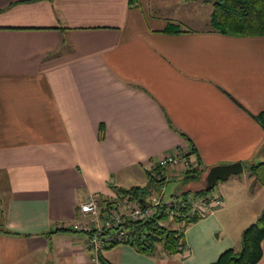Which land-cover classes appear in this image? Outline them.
<instances>
[{
  "label": "crops",
  "instance_id": "crops-1",
  "mask_svg": "<svg viewBox=\"0 0 264 264\" xmlns=\"http://www.w3.org/2000/svg\"><path fill=\"white\" fill-rule=\"evenodd\" d=\"M213 1L0 0V264H100L72 227L79 203L135 185L153 195L147 162L178 150L204 168L185 184L182 165L162 168L160 183L181 191L204 187L209 166L242 163L218 186L223 204L183 226L176 253L128 241L99 253L209 264L240 247L264 209L248 169L264 160V34L215 30Z\"/></svg>",
  "mask_w": 264,
  "mask_h": 264
},
{
  "label": "trees",
  "instance_id": "trees-1",
  "mask_svg": "<svg viewBox=\"0 0 264 264\" xmlns=\"http://www.w3.org/2000/svg\"><path fill=\"white\" fill-rule=\"evenodd\" d=\"M210 20L214 29L223 33L234 35L264 34V0H214ZM177 30L179 29H175L171 24L166 29V31ZM254 117L264 126V111H260ZM189 164L184 170L183 184L195 179L204 170V168L192 167ZM248 169L255 176L256 181L264 182V160L248 165ZM149 179L151 185L161 182V179L155 176L149 175ZM148 192L149 190L145 187L138 185L118 189V193H128L135 198L146 197L149 194ZM190 194L195 196L208 195V190L202 187L192 192L185 188L181 191V195H175L171 198L172 204L174 202L180 203L175 217L181 223V229L170 228L163 223L168 219L167 209L169 204L161 201L159 205L155 206L149 217L125 222L130 237L123 241L130 242L137 250L144 253L152 252L157 244H161L169 253L181 251L183 226L199 218L196 214H191L190 205L187 202V196ZM263 238L264 209L253 222L243 229L240 247H229L223 250L209 264H255L262 254L261 242ZM119 241L122 240L113 239L105 247H110ZM99 252L98 260L100 264H112Z\"/></svg>",
  "mask_w": 264,
  "mask_h": 264
},
{
  "label": "built area",
  "instance_id": "built-area-1",
  "mask_svg": "<svg viewBox=\"0 0 264 264\" xmlns=\"http://www.w3.org/2000/svg\"><path fill=\"white\" fill-rule=\"evenodd\" d=\"M183 151L165 153L156 160L147 162V170L150 176L157 177L164 167L182 165L188 167V160ZM168 199V218L177 214L180 203H171ZM187 202L190 205L191 214L202 217L211 213L215 208L223 204V199L218 193L208 195H188ZM157 198L150 196L135 198L128 193H118L109 201L100 206L98 199L91 195L79 203V209L83 219L72 223V227L88 233V246L90 250L99 252L113 239L125 240L130 237L129 229L125 227L128 220H137L149 217L155 206L159 205Z\"/></svg>",
  "mask_w": 264,
  "mask_h": 264
},
{
  "label": "rangeland",
  "instance_id": "rangeland-1",
  "mask_svg": "<svg viewBox=\"0 0 264 264\" xmlns=\"http://www.w3.org/2000/svg\"><path fill=\"white\" fill-rule=\"evenodd\" d=\"M157 175H158L157 177L160 178V174L158 173ZM231 176L234 175L232 174ZM221 182H223V180L219 179L211 189H208V193H214V192L216 193V191L218 190V186ZM181 190L182 187L180 184V180L175 177H172L165 183H159V182L154 183L152 185L153 195L150 196V199L152 200V198H157L160 202L166 201L168 199L175 197V195H181ZM106 201L109 200L107 199ZM176 219L177 218L174 215L170 219L168 218L166 221H163V223L170 228L181 229V223H179ZM158 245L160 244H157V246Z\"/></svg>",
  "mask_w": 264,
  "mask_h": 264
},
{
  "label": "water",
  "instance_id": "water-1",
  "mask_svg": "<svg viewBox=\"0 0 264 264\" xmlns=\"http://www.w3.org/2000/svg\"><path fill=\"white\" fill-rule=\"evenodd\" d=\"M242 169L243 165L240 161L209 166L204 177V188L211 189L219 179L224 180L232 174H240Z\"/></svg>",
  "mask_w": 264,
  "mask_h": 264
}]
</instances>
